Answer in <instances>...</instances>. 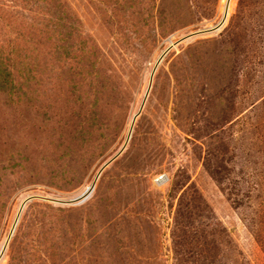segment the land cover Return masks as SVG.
<instances>
[{"label":"rangeland","instance_id":"obj_1","mask_svg":"<svg viewBox=\"0 0 264 264\" xmlns=\"http://www.w3.org/2000/svg\"><path fill=\"white\" fill-rule=\"evenodd\" d=\"M225 3L0 0V264H264V0Z\"/></svg>","mask_w":264,"mask_h":264},{"label":"bare ground","instance_id":"obj_2","mask_svg":"<svg viewBox=\"0 0 264 264\" xmlns=\"http://www.w3.org/2000/svg\"><path fill=\"white\" fill-rule=\"evenodd\" d=\"M228 3H229V0H226V3H225V6H224V11H223V14H222V18H224L225 17V15H226V11H227V5H228ZM173 44V43H172ZM171 45V44H170ZM171 47V46H170ZM163 54V53H162ZM160 59L158 60V61H160L161 60V55H160V57H159ZM132 124V123H131ZM133 125V124H132ZM130 130H131V125H130V128H129V132H130ZM131 134V133H130ZM129 134V135H130ZM92 187H93V185H91V186H89L87 189H86V191H85V193H84V197H86L88 194H89V192L91 191V189H92ZM62 202V201H61ZM7 243H8V241L7 240H5V242L3 243V245H2V247H1V249H0V254L2 253V252H4V249H5V247H6V245H7ZM3 254V253H2Z\"/></svg>","mask_w":264,"mask_h":264},{"label":"water","instance_id":"obj_3","mask_svg":"<svg viewBox=\"0 0 264 264\" xmlns=\"http://www.w3.org/2000/svg\"><path fill=\"white\" fill-rule=\"evenodd\" d=\"M226 16H227V12H226V15H225V17H224V19H223V21H222V23L218 26V27H216V29L217 28H219L220 26H222V24H223V22L225 21V19H226ZM215 30V29H214ZM210 31V30H209ZM209 31H206V32H209ZM206 32H204V33H206Z\"/></svg>","mask_w":264,"mask_h":264},{"label":"built area","instance_id":"obj_4","mask_svg":"<svg viewBox=\"0 0 264 264\" xmlns=\"http://www.w3.org/2000/svg\"><path fill=\"white\" fill-rule=\"evenodd\" d=\"M163 177L162 178H160L159 180H157L159 183H162L163 182Z\"/></svg>","mask_w":264,"mask_h":264}]
</instances>
